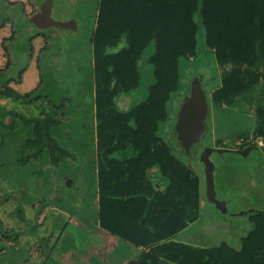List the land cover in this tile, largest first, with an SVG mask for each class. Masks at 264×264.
<instances>
[{
	"label": "trees",
	"instance_id": "obj_1",
	"mask_svg": "<svg viewBox=\"0 0 264 264\" xmlns=\"http://www.w3.org/2000/svg\"><path fill=\"white\" fill-rule=\"evenodd\" d=\"M40 7L36 15L46 28L57 27L49 5ZM150 44L154 49L147 64L153 82L146 99L121 111L115 100L139 86L138 61ZM90 45L96 227L141 249L138 260L129 264H264L263 213L248 217L252 229L239 249L226 242L199 247L174 240L197 219L193 212L200 205V179L159 135L171 96L179 90L182 62L209 54L221 72L209 105L256 103L252 137L240 138L238 148L256 145L259 139L264 150V0H98ZM10 66L8 60L0 69V101L33 106L47 100L38 95L42 80L31 92L17 93L11 86L21 83L25 70L12 79ZM257 89L259 96L252 99ZM46 105L58 113L53 102ZM58 124L48 110L27 118L0 104V150L8 138L17 137L19 127L23 139L16 147L17 165L44 158L53 166L60 164L67 152L52 135ZM155 172L165 181L163 188L153 181Z\"/></svg>",
	"mask_w": 264,
	"mask_h": 264
},
{
	"label": "rangeland",
	"instance_id": "obj_2",
	"mask_svg": "<svg viewBox=\"0 0 264 264\" xmlns=\"http://www.w3.org/2000/svg\"><path fill=\"white\" fill-rule=\"evenodd\" d=\"M97 1L31 0L28 4L27 0H0V67L9 60L8 77L12 79L25 70L21 83L12 85L17 93L31 92L42 80L38 95L47 98L33 106L11 100H2L0 104L27 118L48 110L59 120L52 135L67 152L64 161L55 166L45 158L17 165L16 147L23 139L19 127L17 137L8 138V145L0 150V264H39L53 244L57 250L65 247L78 252L108 240L109 235L95 225L96 148L90 38ZM42 4L49 5L57 27L42 28L31 22ZM153 49L150 44L138 61L139 86L116 98L119 110L128 111L146 99L153 82L152 69L147 64ZM215 67L209 54L196 62H182L179 90L171 96L168 119L161 125L159 135L203 181L200 205L193 212L197 219L177 236L178 240L199 247L226 242L237 249L241 238L252 228L248 217L264 214L262 143L257 139L256 145L241 151L238 148L240 138L252 137V111L256 103L242 102V106L235 108L210 105L207 131L191 158L175 134L177 115L192 79H204L209 103V93L218 86L221 74ZM252 93V99L258 98V89ZM47 101L58 107V113L47 108ZM260 101L264 104V98ZM153 181L165 186L157 172ZM50 253L54 256L50 259L57 262L59 253ZM50 259L47 264H54Z\"/></svg>",
	"mask_w": 264,
	"mask_h": 264
},
{
	"label": "water",
	"instance_id": "obj_3",
	"mask_svg": "<svg viewBox=\"0 0 264 264\" xmlns=\"http://www.w3.org/2000/svg\"><path fill=\"white\" fill-rule=\"evenodd\" d=\"M31 22L37 27H46L45 23L37 15L33 17ZM203 80L199 76L192 79L188 94L178 112L175 125L177 140L189 158L201 147L202 138L207 131L206 121L209 115L210 105L203 89V85L205 84H203ZM188 167L194 171L190 164H188ZM202 190L203 181L200 180V194Z\"/></svg>",
	"mask_w": 264,
	"mask_h": 264
},
{
	"label": "crops",
	"instance_id": "obj_4",
	"mask_svg": "<svg viewBox=\"0 0 264 264\" xmlns=\"http://www.w3.org/2000/svg\"><path fill=\"white\" fill-rule=\"evenodd\" d=\"M6 65H7V61L5 66L0 67V69H4ZM178 235L174 237V240L178 242H182L178 240L177 238ZM183 243L193 245L187 242H183ZM54 251L59 253L57 262L50 259L54 257L52 253L50 252L46 253V255L48 254L49 256L48 259L53 261L54 264H129L133 261H137L141 253V249L133 248L127 245L125 242L117 238H114L110 235L108 237V240H106V243L100 246H95V247L90 246L89 248L83 249L78 252L69 251L65 247H62V249L59 250L54 248ZM46 260H47L46 256L43 254V258L39 259V264H47V261L49 260L47 261ZM160 264H168V263L165 261H161Z\"/></svg>",
	"mask_w": 264,
	"mask_h": 264
},
{
	"label": "flooded vegetation",
	"instance_id": "obj_5",
	"mask_svg": "<svg viewBox=\"0 0 264 264\" xmlns=\"http://www.w3.org/2000/svg\"><path fill=\"white\" fill-rule=\"evenodd\" d=\"M59 232H62V231H59Z\"/></svg>",
	"mask_w": 264,
	"mask_h": 264
}]
</instances>
